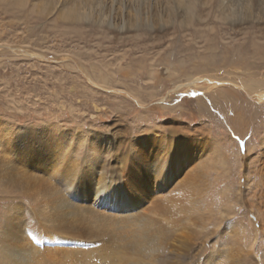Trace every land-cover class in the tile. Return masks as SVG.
<instances>
[{"label": "rangeland", "instance_id": "obj_1", "mask_svg": "<svg viewBox=\"0 0 264 264\" xmlns=\"http://www.w3.org/2000/svg\"><path fill=\"white\" fill-rule=\"evenodd\" d=\"M71 1L82 13L83 0H0V235L16 207L22 210L18 245L53 234L44 219L50 211L41 204L71 188L65 165L53 167L62 157L49 147L42 156L35 152L41 142L66 146L72 141L62 134L79 129L76 156L83 159L100 129L125 131L134 140L145 130L177 128L161 139L165 146L173 141L164 162L172 179L155 194L164 199L166 218L173 227L183 218L197 228L195 217L209 223L207 230L217 234L204 254L217 243L223 252L214 264H232L234 230L264 264L261 215L250 207L260 202L264 208V188H256L264 179V18L230 23L221 0H194L191 13L174 0H103L101 14L78 21L67 19ZM29 127L38 128L34 135L24 132ZM6 157L10 169L3 167ZM108 209L102 214L122 215ZM84 217L74 222L81 235L91 220ZM60 258L51 264H66Z\"/></svg>", "mask_w": 264, "mask_h": 264}, {"label": "bare ground", "instance_id": "obj_2", "mask_svg": "<svg viewBox=\"0 0 264 264\" xmlns=\"http://www.w3.org/2000/svg\"><path fill=\"white\" fill-rule=\"evenodd\" d=\"M94 1H96L95 5L92 4V0H83V7L79 5L82 7V13L78 11V6L76 5L75 7L71 1L74 8L67 13V19L71 18L79 21L82 17L95 18L96 13L99 12L101 14L103 7L100 9L98 6L104 5V2L103 0ZM175 1L177 2L176 5L180 7L179 10L184 8L188 13L192 12L194 0ZM259 1L261 3L258 0H221L219 7L222 15L230 23L242 24L251 22L253 21L252 19L258 21L264 18V0ZM106 14L100 19L102 18L105 21ZM111 23L113 22L111 21L109 25L116 28V25ZM103 83H106V81L103 80ZM191 83H193V80L189 84ZM37 129L36 127H29L24 132L34 135ZM50 130H52V127ZM78 130L74 129L62 134L68 135L72 141L68 142L66 146H60L59 148L54 146V148H51L49 141L46 140L41 142V150H38L39 148L37 151L34 149L40 156L43 155V151H46L48 147L53 149L55 155L62 157L60 158L61 162L55 163L53 167L57 168L65 165L67 170L64 173V177L70 184V191L64 194H52L48 191L50 193L48 196L49 200L45 199L46 202L43 204L39 203L42 205L41 207L47 204L46 208L50 212H48V217L45 214L46 217L44 219H46L47 223H50L51 228L53 227V234H49L43 240L35 242L36 245L30 243V240L26 245L21 243L18 245V238H22V234L17 228L21 226L17 216L21 214L22 210L21 207H16L15 210L9 211L10 214L6 218V227L0 235V264H51V262H54L56 254L61 256L59 262L66 264H214L215 261L218 262L216 258L221 257V253H223L220 244L217 243L214 248L215 252L208 256L204 254L206 242L217 234L216 230L208 231L209 223L207 224L205 221H201L200 217L199 219L195 216L200 224L198 226L199 224L196 222L198 228L194 226L195 223L192 219L195 220V218L192 217L191 220L193 222H191L194 224L190 226V223L187 222L191 228H188L187 223H184L183 220L185 218L182 221L175 220L178 223H175L177 228L173 227L172 224L174 222L170 223L169 219L166 218V215L169 214L163 204L164 199L155 198V194L160 192V190L168 188L172 179L168 175L164 162L167 164L168 160H170V154L172 153V144L170 142L173 141L169 140L170 142L165 146L161 143V139L165 135H175L178 132L177 128L165 129L166 132L163 127L156 131L145 130L134 140L125 131L123 135L117 131L118 135H116L115 130L100 129L96 131L95 137L88 142V148H86L88 154L83 159L76 156L78 145L81 143L77 141L80 134ZM43 134H41L42 137ZM130 142L132 143L130 144ZM149 142L152 143L153 147L148 146ZM262 144L264 145V138ZM24 149L23 154L26 155V151L29 149L26 150V147ZM163 152H165V155ZM49 154H51V151ZM38 155L33 156V158L39 159ZM51 155H54V153ZM3 162V167L10 169L12 166L10 158L6 157ZM25 175H27V172H25ZM25 175L23 174L22 177L24 178ZM260 178L262 177L259 175ZM262 182H260L263 184L262 186L259 185L257 187L256 185L257 189L264 188L263 178ZM261 195L264 197V190ZM85 202H88V204L92 202V205L90 204L91 207L85 206L83 204ZM259 203H257L258 205H251L250 203V207L252 209L255 208L261 215V226L257 228V232L264 229V208ZM93 206H95L96 210ZM108 207L122 215L108 214L109 216H106L107 213L102 214L104 213L102 212L103 210H109ZM141 208L143 210H139ZM84 213L91 216V220L87 218L89 220L86 227L87 232H83L81 235V232L76 230L75 227L77 226L74 225V222H83L85 220ZM189 213V216H191V212ZM157 215L161 217L159 216L157 221H155ZM104 216L106 219L103 220V225L94 224V219H103ZM81 225L82 223L78 226ZM84 225L86 226V224ZM193 226L197 230H192ZM233 234L236 235L235 241L237 243L236 252L235 254L233 253L235 256L232 258V264H257V262L259 264V261L255 259L256 256H253L254 247L250 246L249 250L246 249L244 241L246 237L239 236L240 230H234ZM104 238H108V240L104 242ZM76 241H84L89 244L75 243ZM92 242L101 243H99L100 246L95 247L94 244H91ZM99 258L101 261L97 260ZM95 259L97 260L96 262Z\"/></svg>", "mask_w": 264, "mask_h": 264}]
</instances>
